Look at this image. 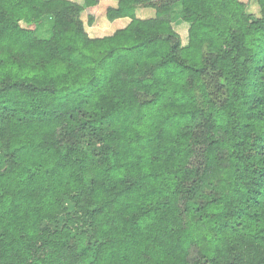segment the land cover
<instances>
[{
  "label": "trees",
  "instance_id": "1",
  "mask_svg": "<svg viewBox=\"0 0 264 264\" xmlns=\"http://www.w3.org/2000/svg\"><path fill=\"white\" fill-rule=\"evenodd\" d=\"M255 2L0 0V264H264Z\"/></svg>",
  "mask_w": 264,
  "mask_h": 264
},
{
  "label": "rangeland",
  "instance_id": "2",
  "mask_svg": "<svg viewBox=\"0 0 264 264\" xmlns=\"http://www.w3.org/2000/svg\"><path fill=\"white\" fill-rule=\"evenodd\" d=\"M79 3H83V0H74ZM117 0H99L98 10L94 18L92 25H87V17L85 13L80 14V19L84 24V30L90 38H102L113 34L117 29L126 27L130 21L125 20H115L110 22L106 18V9L108 7L114 6ZM247 4L248 10L252 13H257L256 0H241ZM136 15L139 18H150L154 15V10L150 8H139L136 10ZM172 26L174 30L179 34L181 38V43L185 46L188 42L187 31L188 25L184 23L179 15V8H175L173 15Z\"/></svg>",
  "mask_w": 264,
  "mask_h": 264
},
{
  "label": "crops",
  "instance_id": "3",
  "mask_svg": "<svg viewBox=\"0 0 264 264\" xmlns=\"http://www.w3.org/2000/svg\"><path fill=\"white\" fill-rule=\"evenodd\" d=\"M125 20V19H124Z\"/></svg>",
  "mask_w": 264,
  "mask_h": 264
}]
</instances>
